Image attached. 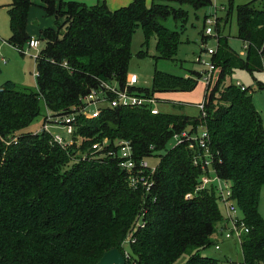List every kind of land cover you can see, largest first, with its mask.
<instances>
[{
    "label": "trees",
    "instance_id": "obj_1",
    "mask_svg": "<svg viewBox=\"0 0 264 264\" xmlns=\"http://www.w3.org/2000/svg\"><path fill=\"white\" fill-rule=\"evenodd\" d=\"M211 3L153 0L148 6L147 0H132L112 11L102 0L90 7L44 0L43 9L55 17L57 27L41 34L46 47L36 57L37 89H21L10 82L0 87V264H97L112 249L124 252L122 245L143 208L148 210L145 225L133 234L127 264H177L184 256L185 264H218L201 255L214 244L225 221L216 189L198 191L204 172L194 166L195 152L187 144L168 147L175 135L201 126L211 135L216 173L232 186L249 230L242 236L243 263L264 264V219L259 212L264 120L249 89L231 85L220 91L234 71L264 72V0L236 9L238 39L248 43V49L245 56L237 54L226 40L214 55L220 72L207 90L206 118L107 109L96 120L80 119L76 138L81 144L66 149L51 144L48 134L27 132L47 111L63 115L79 106L101 81L125 87L138 29L145 33V46L156 37L160 57L155 59H173L181 35L163 23L188 17L175 5L199 9ZM32 6V0H11L8 5L12 33L8 43L21 53L32 40L28 34ZM218 39L221 43L220 34ZM65 63L70 70L64 69ZM197 85L196 76L156 69L152 91H137L155 97L158 92H191ZM14 139L17 143H11ZM105 139L111 141L108 148L94 149ZM118 141L131 142L137 161L161 159L151 193L130 187L119 159L110 155L119 152ZM189 194L192 198H187Z\"/></svg>",
    "mask_w": 264,
    "mask_h": 264
},
{
    "label": "rangeland",
    "instance_id": "obj_2",
    "mask_svg": "<svg viewBox=\"0 0 264 264\" xmlns=\"http://www.w3.org/2000/svg\"><path fill=\"white\" fill-rule=\"evenodd\" d=\"M43 1L32 0L33 6L30 9L28 18V34L32 39H41L43 31L57 27L55 17L48 16L42 8ZM68 1L86 4L90 7L97 5L100 0ZM105 1L113 11H117L127 7L132 0ZM211 1L212 3L209 6L199 9H195L191 5L180 7L176 4V9L182 8L187 13V20L176 22L173 18H169L163 23L169 30L178 32L181 35V44L177 55L173 59H155L160 57L157 50L156 37L153 36L149 40L148 45L145 46L146 39L142 28L138 29L133 37V59L130 63L129 75L135 74L139 77L140 89L152 91L156 69L174 76H196L198 78V85L191 92H158L155 94L156 99L159 101L158 108L164 114L199 118L201 115L199 106L206 101L208 90V86L200 74L209 69V65L214 59V55L210 54L209 51L218 53L226 45L225 41L227 40L228 46L235 53L240 55L246 53L245 45L238 39L239 29L236 9L239 5H244L251 0ZM152 2L153 0H147L148 6H151ZM10 4L11 0H0V87L10 82L21 89L36 90L38 83L36 57L45 49L46 43L41 39L38 49H32L29 45H26L23 53L8 43L12 34L8 11V5ZM229 12H231V15L228 18ZM66 21L65 18L60 19L59 23L63 25ZM208 28L213 30L210 35L206 34ZM218 34L222 38L221 43L217 38ZM140 52H144V57L139 56ZM198 60L201 61L198 62ZM219 72H215L214 84ZM237 82H240L251 91L253 102L264 120V72L234 71L226 76L224 82L220 85V91L223 92L228 86H235ZM42 130L43 119H39L30 126L27 132L38 134ZM59 133L63 137H68L65 131H59ZM176 145L177 141L173 138L169 142L168 147L171 149ZM159 155L164 156V153ZM147 161L152 168H157L161 159ZM210 169L212 174H215L212 166ZM218 205L222 215L227 217V210L223 202L218 201ZM259 212L264 219V189L260 197ZM237 217L241 219L242 214L240 212L237 213ZM229 228H224L222 234L217 233L214 238V244L202 250L201 255L213 258L218 264H244L242 242L236 237L230 240L225 238ZM217 246H219V249H217ZM123 248L125 251L131 252L129 243H126ZM187 259L188 257L184 256L177 264H185Z\"/></svg>",
    "mask_w": 264,
    "mask_h": 264
},
{
    "label": "built area",
    "instance_id": "obj_3",
    "mask_svg": "<svg viewBox=\"0 0 264 264\" xmlns=\"http://www.w3.org/2000/svg\"><path fill=\"white\" fill-rule=\"evenodd\" d=\"M210 23V21H208ZM213 33L211 28L207 29L206 34ZM218 38V36H217ZM41 39L34 38L29 42V47L32 49H38ZM248 49V43L245 44V50ZM210 54L215 55L213 51H209ZM245 56V54H241ZM201 60H198L200 62ZM64 69L70 70L67 63L63 65ZM215 72H217V66L212 61L209 65V69L201 74L204 82L207 84V89L213 84L215 79ZM140 79L137 75L132 74L128 76L125 87H121L117 81L108 82L101 81L97 87L92 88L87 95L81 100L79 106L71 108L67 114L55 115L47 111L46 117L43 119V130L40 133L50 135L51 144L54 143L64 149L74 145H80L81 140L76 138L78 129V122L80 119L96 120L100 117L101 112L107 109L118 108H137V109H149L153 115H159L162 112L158 108L159 101L156 97H145L138 93ZM236 87L245 91L247 88L237 82ZM201 110L200 118L207 117L206 101L199 106ZM59 131H65L68 137H63ZM177 141V146L187 144L189 149L195 152L193 164L195 167L200 168L204 175L201 178V187L198 191L206 188L215 187L219 201L223 202L227 210V217H225L224 223L219 227L218 233H223L224 228L230 227L225 234L227 240L238 238L242 242V236L244 233H248L243 219L237 217V213L240 212L237 201L233 198L232 186L221 178L216 173V161L215 152L211 148V135L205 126L197 128V130L190 129L184 131L181 134L175 135L174 138ZM16 139L11 143H17ZM111 141L105 139L103 144H97L94 146L98 152L108 148ZM120 147L119 152H111L112 157L119 159L120 168L128 174V182L131 188L134 190L143 191L145 195L152 192L155 181L153 179L157 168H152L147 160L137 161L133 157L132 144L130 141H118L116 143ZM213 167L215 174H212L210 167ZM193 194H189L187 198H192ZM149 197V196H148ZM148 213L146 208H143L139 213L137 220L135 221L133 230L130 232L128 238L123 243L122 247L126 243L131 244L133 234L145 224V217ZM219 249V246H217ZM124 250V248H123ZM127 260L131 259L130 253L121 251Z\"/></svg>",
    "mask_w": 264,
    "mask_h": 264
},
{
    "label": "water",
    "instance_id": "obj_4",
    "mask_svg": "<svg viewBox=\"0 0 264 264\" xmlns=\"http://www.w3.org/2000/svg\"><path fill=\"white\" fill-rule=\"evenodd\" d=\"M97 264H126V259L119 249H112Z\"/></svg>",
    "mask_w": 264,
    "mask_h": 264
},
{
    "label": "crops",
    "instance_id": "obj_5",
    "mask_svg": "<svg viewBox=\"0 0 264 264\" xmlns=\"http://www.w3.org/2000/svg\"><path fill=\"white\" fill-rule=\"evenodd\" d=\"M103 1H105V0H103ZM44 2V1H43ZM106 2V1H105ZM131 3V2H130ZM109 7V6H108ZM42 8H43V6H42ZM110 8V7H109ZM110 10H112L111 8H110ZM113 11V10H112Z\"/></svg>",
    "mask_w": 264,
    "mask_h": 264
}]
</instances>
